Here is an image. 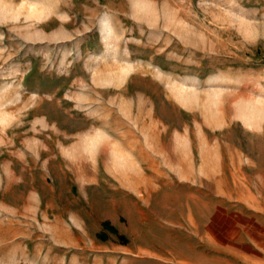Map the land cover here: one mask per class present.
Wrapping results in <instances>:
<instances>
[{
  "label": "rangeland",
  "instance_id": "1",
  "mask_svg": "<svg viewBox=\"0 0 264 264\" xmlns=\"http://www.w3.org/2000/svg\"><path fill=\"white\" fill-rule=\"evenodd\" d=\"M259 225L264 0H0V264H233Z\"/></svg>",
  "mask_w": 264,
  "mask_h": 264
},
{
  "label": "crops",
  "instance_id": "2",
  "mask_svg": "<svg viewBox=\"0 0 264 264\" xmlns=\"http://www.w3.org/2000/svg\"><path fill=\"white\" fill-rule=\"evenodd\" d=\"M245 233L237 238L239 263L233 264H264V226Z\"/></svg>",
  "mask_w": 264,
  "mask_h": 264
},
{
  "label": "trees",
  "instance_id": "3",
  "mask_svg": "<svg viewBox=\"0 0 264 264\" xmlns=\"http://www.w3.org/2000/svg\"><path fill=\"white\" fill-rule=\"evenodd\" d=\"M114 229V228H113ZM115 230V229H114ZM118 236L124 237V234H122L121 232L117 233ZM122 241H126L125 239H122Z\"/></svg>",
  "mask_w": 264,
  "mask_h": 264
}]
</instances>
